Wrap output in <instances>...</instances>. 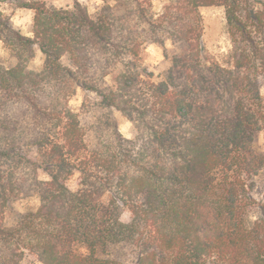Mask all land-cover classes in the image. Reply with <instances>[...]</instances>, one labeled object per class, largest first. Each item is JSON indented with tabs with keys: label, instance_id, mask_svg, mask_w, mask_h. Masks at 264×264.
<instances>
[{
	"label": "trees",
	"instance_id": "trees-1",
	"mask_svg": "<svg viewBox=\"0 0 264 264\" xmlns=\"http://www.w3.org/2000/svg\"><path fill=\"white\" fill-rule=\"evenodd\" d=\"M168 1L156 16L151 0H102L93 18L78 1L0 0L34 13L29 37L0 11V41L16 61H0V264L26 254L42 264H127L124 250L132 264H264V205L251 220L264 170L255 149L264 0ZM217 6L229 65L203 57L200 9ZM149 43L170 61L157 82L142 59ZM37 50L43 66L33 70ZM78 88L96 96L82 106L85 121L69 107ZM34 196L38 209L14 211L7 224L13 203Z\"/></svg>",
	"mask_w": 264,
	"mask_h": 264
},
{
	"label": "rangeland",
	"instance_id": "rangeland-1",
	"mask_svg": "<svg viewBox=\"0 0 264 264\" xmlns=\"http://www.w3.org/2000/svg\"><path fill=\"white\" fill-rule=\"evenodd\" d=\"M78 1L84 4L89 14L95 18L98 9L103 5L102 0H46L48 6L57 8H73L74 3ZM153 6V13L159 16L163 13L164 8L168 5V0H151ZM0 11L6 16H9L12 22L21 30V32L29 37H32L31 29L34 19V13L29 10L14 9L9 4L0 3ZM204 20L205 34L202 40V50L204 59H215L224 65L231 63L232 43L227 30V21L225 9L223 7H204L200 9ZM166 47L171 48V43L166 42ZM143 63L150 73L154 75L153 80L159 81L162 74L170 67V61L164 56V48L158 44H146L142 51ZM0 61L6 67H13L16 61L11 57L9 50L0 41ZM65 62V61H64ZM43 66V56L39 50L36 52L35 59L31 62L30 68L39 70ZM109 83L112 84V78H108ZM261 93L264 96V84L261 88ZM96 101V96L84 92L81 88L76 89L75 93L69 100V107L75 112L80 113L84 121L88 118L82 114V106L84 102ZM113 117L118 123L119 130L122 135L129 139H134L136 131L133 125L119 112L113 111ZM96 117V110L92 115ZM255 149L264 153V130L261 131L255 142ZM78 176H75L68 181L70 187H74L77 182ZM252 196L255 200L254 208L251 210V220L256 221L260 216L259 206L264 205V170L255 178L252 188ZM40 206V200L37 196L21 199L13 203L11 212L7 213V224H13L16 220L15 212L23 213L29 210H37ZM131 213L125 212L124 220L129 221ZM126 257L127 264H132L133 256L127 250L123 251ZM22 264H42L38 261L36 256L26 254ZM208 264H211L209 262Z\"/></svg>",
	"mask_w": 264,
	"mask_h": 264
}]
</instances>
